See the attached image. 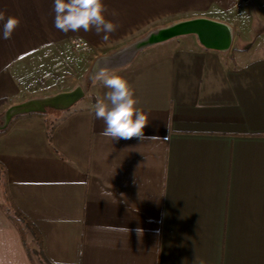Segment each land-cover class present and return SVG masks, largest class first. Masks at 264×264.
<instances>
[{
	"label": "crops",
	"instance_id": "0c3cea01",
	"mask_svg": "<svg viewBox=\"0 0 264 264\" xmlns=\"http://www.w3.org/2000/svg\"><path fill=\"white\" fill-rule=\"evenodd\" d=\"M104 3L117 24L108 43L91 29H56L52 0H0L20 19L0 40V115L85 90L82 103L48 114L51 141L45 119L29 115L0 136L11 199L39 231L44 264H264V0ZM250 7L262 39L235 48ZM199 18L231 29L229 50L187 35L130 52ZM102 67L133 88L145 139L99 135L92 108L106 89L92 77ZM0 264H38L1 204Z\"/></svg>",
	"mask_w": 264,
	"mask_h": 264
},
{
	"label": "clouds",
	"instance_id": "9594fccd",
	"mask_svg": "<svg viewBox=\"0 0 264 264\" xmlns=\"http://www.w3.org/2000/svg\"><path fill=\"white\" fill-rule=\"evenodd\" d=\"M53 26L63 33L94 30L100 39L108 43L117 24L106 18L108 12L104 0H52ZM112 16L117 13L113 10ZM20 19L0 12V40L11 39ZM76 43V41H73ZM79 47V44H77ZM9 65L4 66L7 70ZM47 75V74H45ZM106 89L103 98L97 97L93 104L94 116L102 119L104 128L99 135L118 139L136 137L145 139L144 128L149 123L146 112L138 107V99L129 82L114 70L102 67L92 77ZM53 264L57 262L53 261Z\"/></svg>",
	"mask_w": 264,
	"mask_h": 264
},
{
	"label": "water",
	"instance_id": "95a60500",
	"mask_svg": "<svg viewBox=\"0 0 264 264\" xmlns=\"http://www.w3.org/2000/svg\"><path fill=\"white\" fill-rule=\"evenodd\" d=\"M187 35H195L205 48L214 51H227L232 44V32L227 25L199 18L176 23L170 27L152 33L146 39L134 45L133 48L130 49V52H135L137 49L145 46ZM84 96V88L82 86H77L68 92H61L47 97L33 98L13 105L4 112L0 122V129L6 128L11 120L18 115L44 113L48 108L56 111H66L84 98Z\"/></svg>",
	"mask_w": 264,
	"mask_h": 264
},
{
	"label": "trees",
	"instance_id": "16d2710c",
	"mask_svg": "<svg viewBox=\"0 0 264 264\" xmlns=\"http://www.w3.org/2000/svg\"><path fill=\"white\" fill-rule=\"evenodd\" d=\"M59 112V111H58ZM29 116H39L43 117L47 123V135L49 141L52 139V134L55 130L56 125L53 123V121H50L48 118V113H30V114H24ZM24 115H18L15 116L11 122L8 124V126L4 129H0V136L6 134L13 124ZM0 204L3 210L6 212L9 219L12 220V222L15 224L17 229L19 230V233L21 235V238L27 248V251L29 253V256L33 260V263H35L34 257L39 260L41 263H45L46 259L42 253V238L35 227V225L30 221V219L21 212L13 203L9 190H8V175L7 170L5 166L0 162ZM28 234L32 235V242L31 245L28 242Z\"/></svg>",
	"mask_w": 264,
	"mask_h": 264
},
{
	"label": "rangeland",
	"instance_id": "374dc122",
	"mask_svg": "<svg viewBox=\"0 0 264 264\" xmlns=\"http://www.w3.org/2000/svg\"><path fill=\"white\" fill-rule=\"evenodd\" d=\"M247 12L249 13L248 14V21L246 23H244V26L241 27L242 28L241 34H239L238 37L235 38L234 45H233V47H235V48H241L244 45L251 46V45H254L255 43L258 44L259 40L264 37V36H262V38L261 37L260 38L257 37V31L254 34V29H253L254 19H256L257 17H261L262 14L257 9H255L253 7L247 8ZM33 90H35L36 92H40L41 89L38 88V89H33ZM51 94H54V91L48 92L47 96L51 95ZM43 96H45V95H43ZM82 101H83V98L79 102H77L74 106H76L80 102L82 103ZM74 106H72V107H74ZM54 111H56V110H53V109H50V108H48L46 110V112L49 115L51 113H53ZM3 114L0 115V122H1ZM35 260L37 261L38 264H41L40 261H38L36 258H35Z\"/></svg>",
	"mask_w": 264,
	"mask_h": 264
},
{
	"label": "built area",
	"instance_id": "2783aa9c",
	"mask_svg": "<svg viewBox=\"0 0 264 264\" xmlns=\"http://www.w3.org/2000/svg\"><path fill=\"white\" fill-rule=\"evenodd\" d=\"M77 44H79V43H76V44H75V47H76V48H80L81 45L79 44V47H77Z\"/></svg>",
	"mask_w": 264,
	"mask_h": 264
}]
</instances>
